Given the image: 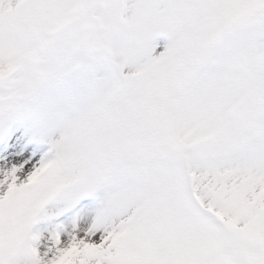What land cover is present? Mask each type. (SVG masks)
I'll return each mask as SVG.
<instances>
[{"label":"snow or ice","instance_id":"obj_1","mask_svg":"<svg viewBox=\"0 0 264 264\" xmlns=\"http://www.w3.org/2000/svg\"><path fill=\"white\" fill-rule=\"evenodd\" d=\"M0 264H264V0H0Z\"/></svg>","mask_w":264,"mask_h":264}]
</instances>
